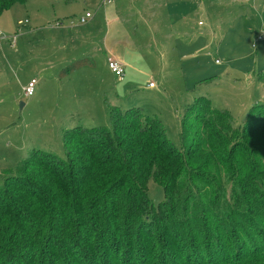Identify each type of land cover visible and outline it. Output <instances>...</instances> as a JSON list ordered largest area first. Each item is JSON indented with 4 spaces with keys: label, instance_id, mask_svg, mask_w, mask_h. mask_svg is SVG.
<instances>
[{
    "label": "trees",
    "instance_id": "obj_1",
    "mask_svg": "<svg viewBox=\"0 0 264 264\" xmlns=\"http://www.w3.org/2000/svg\"><path fill=\"white\" fill-rule=\"evenodd\" d=\"M28 2L0 0V16ZM232 120L199 97L178 147L114 108L109 127L64 132V158L31 152L0 177V264H264V105Z\"/></svg>",
    "mask_w": 264,
    "mask_h": 264
},
{
    "label": "rangeland",
    "instance_id": "obj_2",
    "mask_svg": "<svg viewBox=\"0 0 264 264\" xmlns=\"http://www.w3.org/2000/svg\"><path fill=\"white\" fill-rule=\"evenodd\" d=\"M103 1L29 0L0 16L11 38L0 44L1 178L33 151L64 158V132L109 127L110 109L161 120L179 147L199 97L238 127L264 105V0ZM86 13L93 19L79 25ZM108 56L124 66L122 82ZM78 60L93 65L63 73ZM148 188L157 206L163 190L153 181Z\"/></svg>",
    "mask_w": 264,
    "mask_h": 264
},
{
    "label": "built area",
    "instance_id": "obj_3",
    "mask_svg": "<svg viewBox=\"0 0 264 264\" xmlns=\"http://www.w3.org/2000/svg\"><path fill=\"white\" fill-rule=\"evenodd\" d=\"M111 0H104L103 1V5H108L110 4ZM93 19L92 14L90 13H86L84 17L78 19V24L79 25H86L88 24L91 20ZM257 42H260L264 39V30L257 36ZM11 41V38L4 35L1 31H0V44L2 42H8ZM108 68L109 70L115 75V77L122 82L124 80V76H125V69L124 66L122 65V63L115 59L114 57L110 56L108 58ZM36 86V82L32 81L31 83H29L28 87L25 89V95L26 97H32L34 95V89ZM152 87V85H150Z\"/></svg>",
    "mask_w": 264,
    "mask_h": 264
},
{
    "label": "crops",
    "instance_id": "obj_4",
    "mask_svg": "<svg viewBox=\"0 0 264 264\" xmlns=\"http://www.w3.org/2000/svg\"><path fill=\"white\" fill-rule=\"evenodd\" d=\"M141 1H142V0H132V2H131L130 5H131V6H132V5H135V4H137L138 2H141ZM149 1H152V0H149ZM197 11H199V9H198ZM181 35H182L183 37H188V34L185 33V32H184V33H181ZM165 39H170V38H169V37H166ZM109 57H110V56L107 57V62H108V58H109ZM79 61H86V60H78L77 62H79ZM86 63H87V61H86ZM87 64H88V65H87L86 67H88V66H92V65H93V63H91V62H88ZM263 98H264V92H263V95L261 96V99H262V100H264ZM260 104H262V103H260ZM133 108H135V107H133ZM127 109H129V108H127ZM127 109H126V110H127ZM138 110H139V109H138Z\"/></svg>",
    "mask_w": 264,
    "mask_h": 264
}]
</instances>
